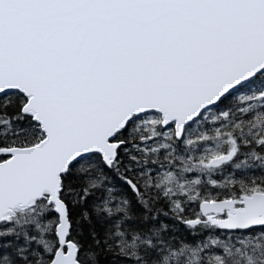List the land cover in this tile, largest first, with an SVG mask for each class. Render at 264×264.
I'll return each mask as SVG.
<instances>
[{
  "label": "snow or ice",
  "instance_id": "6c2138e0",
  "mask_svg": "<svg viewBox=\"0 0 264 264\" xmlns=\"http://www.w3.org/2000/svg\"><path fill=\"white\" fill-rule=\"evenodd\" d=\"M0 264H264V0H0Z\"/></svg>",
  "mask_w": 264,
  "mask_h": 264
}]
</instances>
